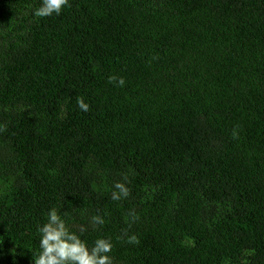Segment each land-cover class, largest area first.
<instances>
[{
  "label": "trees",
  "instance_id": "16d2710c",
  "mask_svg": "<svg viewBox=\"0 0 264 264\" xmlns=\"http://www.w3.org/2000/svg\"><path fill=\"white\" fill-rule=\"evenodd\" d=\"M40 5L0 0V264L52 208L112 264H264V0Z\"/></svg>",
  "mask_w": 264,
  "mask_h": 264
},
{
  "label": "clouds",
  "instance_id": "9594fccd",
  "mask_svg": "<svg viewBox=\"0 0 264 264\" xmlns=\"http://www.w3.org/2000/svg\"><path fill=\"white\" fill-rule=\"evenodd\" d=\"M69 0H41V5L34 11L37 17H51L53 14L60 15ZM109 82L123 87L126 83L123 77L112 75ZM77 107L80 111L87 112L90 105L83 97L77 98ZM235 136L236 133L234 132ZM128 177L124 178L127 181ZM114 191L111 194L113 201H120L130 195V189L123 181L114 184ZM90 223L93 227L103 226L104 217L94 215ZM86 228H81L79 233L69 228L65 218L52 208L46 214V222L38 225L39 252L33 256L34 264H112L110 253L114 248L111 238L98 237L91 247L88 242L82 239ZM128 244H139V238L132 234L127 237Z\"/></svg>",
  "mask_w": 264,
  "mask_h": 264
}]
</instances>
